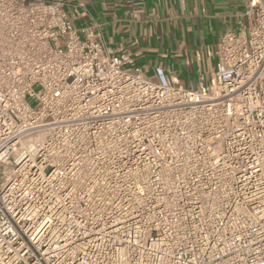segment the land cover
Listing matches in <instances>:
<instances>
[{
  "label": "built area",
  "instance_id": "2783aa9c",
  "mask_svg": "<svg viewBox=\"0 0 264 264\" xmlns=\"http://www.w3.org/2000/svg\"><path fill=\"white\" fill-rule=\"evenodd\" d=\"M214 55L151 81L63 3L0 0V264H264V0Z\"/></svg>",
  "mask_w": 264,
  "mask_h": 264
},
{
  "label": "crops",
  "instance_id": "0c3cea01",
  "mask_svg": "<svg viewBox=\"0 0 264 264\" xmlns=\"http://www.w3.org/2000/svg\"><path fill=\"white\" fill-rule=\"evenodd\" d=\"M63 3L76 28L93 27L114 54L125 56L128 71L156 80V69L194 87L199 70L208 79L215 50L235 28L247 0H48Z\"/></svg>",
  "mask_w": 264,
  "mask_h": 264
}]
</instances>
